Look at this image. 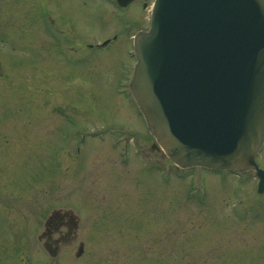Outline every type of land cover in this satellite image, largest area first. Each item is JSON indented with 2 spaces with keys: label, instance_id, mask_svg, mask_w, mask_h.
Listing matches in <instances>:
<instances>
[{
  "label": "rangeland",
  "instance_id": "1",
  "mask_svg": "<svg viewBox=\"0 0 264 264\" xmlns=\"http://www.w3.org/2000/svg\"><path fill=\"white\" fill-rule=\"evenodd\" d=\"M152 1L0 0V264H52L53 210L73 218L57 264H264L253 173L181 170L151 148L124 69ZM66 39L89 43L79 65Z\"/></svg>",
  "mask_w": 264,
  "mask_h": 264
},
{
  "label": "water",
  "instance_id": "2",
  "mask_svg": "<svg viewBox=\"0 0 264 264\" xmlns=\"http://www.w3.org/2000/svg\"><path fill=\"white\" fill-rule=\"evenodd\" d=\"M133 50L129 90L165 155L181 168L255 169L261 190L264 0H155Z\"/></svg>",
  "mask_w": 264,
  "mask_h": 264
},
{
  "label": "flooded vegetation",
  "instance_id": "3",
  "mask_svg": "<svg viewBox=\"0 0 264 264\" xmlns=\"http://www.w3.org/2000/svg\"><path fill=\"white\" fill-rule=\"evenodd\" d=\"M135 2V1H134ZM134 2H131L129 3L128 5H126L125 7H122L120 8L118 5V7L120 9H126L127 7H129L132 3ZM116 6V4H114ZM116 6V8H117ZM44 27V25H43ZM46 27V25H45ZM48 33H49V29L46 28ZM118 36H123L125 37V34L122 32H117L115 34H112V40H115ZM74 39H70V40H67L66 39V43H68V46H67V54L65 57L66 59H64V62L67 64V65H71L72 63H76V65H79L80 64V57L81 56H85V53H86V48L89 47V43L84 41L82 42V44L80 46H71L69 44L74 43L73 42ZM69 47V48H68ZM55 53L61 55V51L60 53L58 51H55ZM62 53H64V51H62ZM75 54V55H73ZM79 55V56H78ZM62 57H64L63 55H61ZM66 215H69V216H66ZM65 218H68V221H69V218H70V214L68 213H65L64 215L62 214H59V212L53 210L51 212V214L46 218V220L44 221V226H43V230L41 232V235L39 236L40 238L42 236H47V235H50V237L52 236V241L49 245V248L51 249V255L54 259H52V264H57V258L59 257V247H58V242L55 238H53V233H58V231L60 230V227L59 225H65V227H67V222L63 221ZM73 218H70V222L72 221ZM67 225H66V224ZM54 230V232H53ZM69 230H72V228L70 227ZM72 232V231H71ZM44 245L47 244V243H43ZM73 248V247H72ZM76 252L74 254V256L77 258V259H80L82 257V253H83V243L82 242H79L77 243V247H76ZM69 255V254H68Z\"/></svg>",
  "mask_w": 264,
  "mask_h": 264
}]
</instances>
